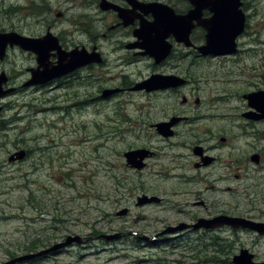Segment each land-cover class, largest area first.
Segmentation results:
<instances>
[{
    "label": "rangeland",
    "instance_id": "rangeland-1",
    "mask_svg": "<svg viewBox=\"0 0 264 264\" xmlns=\"http://www.w3.org/2000/svg\"><path fill=\"white\" fill-rule=\"evenodd\" d=\"M259 8L263 12L264 3ZM263 19L261 13L260 20L257 17L250 20L247 33L239 38L240 51L235 57H197L192 80L197 82L194 86L198 90L194 93L201 105L182 107L187 112L181 114L198 119L192 126L215 128L229 121L237 127L247 103L243 95L264 90ZM58 25L68 26L65 22ZM108 58L110 64L105 70L93 72L90 80L95 81V86L83 85L78 89L23 88L30 78L28 69L36 64L29 54L17 49L10 51L0 64V74L5 72L9 77L6 87L19 88L0 99V104L6 106L1 116L5 123L0 121V264L20 256L40 254L69 235L92 236V239L85 248L75 244L18 264H234L233 258L242 248L255 255L254 261L264 262V237L250 229L236 234L225 231L223 235L226 233L230 240L217 241L215 245L209 237L197 238L193 233L180 238L157 237L167 226L190 223L193 216L205 215V207L194 205L200 200L210 212L226 211L229 216L264 223V173L256 172V165L249 160L254 150L246 146L244 154L240 153V159L245 160V171L236 167L234 158L229 156L236 153L233 147L225 148L222 153L227 168L219 161L216 164L222 172L228 169L230 177L232 173L250 177L228 181L226 185L234 188L231 191H225V186L215 190L205 183L197 197L193 186L161 187L154 176L153 167H157L154 163L144 174L128 170L125 150L131 144H139V138L143 139L138 132L143 126L131 127L128 117H146L141 109L158 97L141 94L146 89L132 90L136 82H144V63L120 67L116 66L114 55ZM87 74L82 72V76ZM125 81L134 83L130 84L132 93L119 89ZM106 83L118 84L114 89L118 91L103 96L106 100H96L100 95L97 87ZM221 90L234 96L221 100ZM155 112H159L157 108ZM185 128L184 125L180 129ZM256 128L264 135V123ZM225 129L236 132L233 128ZM261 145L264 149V141ZM21 150L29 151V157L17 163L9 162V157ZM188 151L191 163L195 162L192 148ZM126 177L135 180L141 177L145 189L128 195L120 185ZM245 186L249 189L246 195ZM255 190L261 201L251 203L248 196ZM144 191L158 197L165 195L167 203L138 206L137 198ZM255 206L258 211L251 212ZM123 208L129 210L128 214L118 216ZM115 233L126 235L116 241L98 237ZM143 236L156 239L145 241ZM223 246L227 249L217 251Z\"/></svg>",
    "mask_w": 264,
    "mask_h": 264
},
{
    "label": "flooded vegetation",
    "instance_id": "flooded-vegetation-1",
    "mask_svg": "<svg viewBox=\"0 0 264 264\" xmlns=\"http://www.w3.org/2000/svg\"><path fill=\"white\" fill-rule=\"evenodd\" d=\"M172 1V3H166L163 2V0H56V2L53 3V0H0V34L16 33L22 37L31 39H42L52 34L54 37L58 38L64 51H85L88 54H93L98 61L82 66L47 84L26 86V83L32 78V70L38 67L37 55L30 51H24L19 46H14L8 49L6 59L10 51L16 49L25 54H29L30 58L35 62L36 67L28 69L30 78L23 84V88L39 90H44L47 87H53L54 89H78L83 85L86 87L95 86V81L90 80L94 77L93 72L95 70H105L110 64L108 57L111 55L115 56L114 62H116V66L120 67H125V65L131 63H144L146 75L143 81H146L154 75L171 77L168 78L170 85L167 87L152 92H147L146 90L141 91V94L144 96L154 99L158 97L141 109L146 117L133 119L125 115V117H128V122L131 127L143 126V128L138 129L143 139L139 138V144H131L128 146L127 150H125L124 158L127 169L137 174H144L147 170H150L152 163H154L153 165H157V167H153L154 171H156L154 176L158 178L157 180H159L161 187L175 188V186H193L197 197L200 194V187H204L205 183L206 185L209 183L211 188L215 190L225 186V191H231L234 188L226 185V183L230 180H244L246 176L232 173L230 177L228 169L222 172L220 167L216 165L219 161L224 168H227V165L223 164L222 160V153H224L225 148L233 147L236 149V151H234L236 153H231L229 156L234 158L236 167H242L244 171L246 170L245 160L244 158L240 159V153L242 155L244 154V146L251 148L254 151L251 152L249 157L250 162L256 165L255 168L257 173H264V149H262L261 145V142L264 141V135H260V131L256 128L257 124L264 123V119L255 120L246 117V115L254 112L253 108L249 106L248 101L245 99V96L252 92L243 95L247 103H244L245 106L242 109L241 119L237 127L229 121H224L221 122L223 123L221 127L217 126L214 128L213 126V128H210V126L205 125L202 129L196 128L192 126V124L198 119L181 116L183 112H187V109L182 107H188L193 103L197 106L201 105L200 99L194 93L198 90V87L194 86L197 82H193L192 80L196 75L195 61H197V57L201 56L200 58L215 59L235 57L240 51L239 38L245 36V33H247L246 29L249 26L250 20L255 17L260 20L261 13L264 16V11L261 12L259 8L264 3V0H231L233 4H240L239 10L241 15L245 17V27L242 35L237 38L238 52L235 55L225 56H202L198 51L199 47L206 44V27L198 25V21L209 20L213 17L214 14L208 7L204 6L205 4H210V1L214 2L216 0H202L200 3L203 5V8L200 13L196 12L198 7L197 0ZM148 3H160L170 7L175 17L177 15H190L189 19H191V24L194 23L195 25L190 34L191 45L188 46L185 43H180L173 35H169L166 39V42L171 45L168 55L159 62L153 57H150L143 47L142 37L139 38V36L136 35L143 25L155 21V17L148 11L147 7H145ZM62 8L66 9V11L62 10ZM61 22L67 23V28L60 27L58 24ZM187 23L189 24V21H187ZM262 43L263 42H259V44ZM57 62L58 56L56 52H52L49 58V66H55ZM1 63L2 62H0V64ZM84 71L88 72L87 76H82V72ZM176 79H183L184 83L182 85H176ZM132 83L133 82L125 81L121 85L122 88L119 89L122 90V92L132 93L131 88L132 85H134V83ZM118 87L119 85L116 83H106L103 86L97 87L98 95H100L96 100H102L103 96L106 97L110 95L108 91H112ZM5 88L9 87L5 86ZM18 90L19 88L14 87V92ZM261 90L262 89H258L257 91ZM219 93L223 95L221 100L231 99L234 96L224 90H221ZM75 94H78V92H75ZM77 96L78 101L80 98L79 95ZM0 106L2 108L0 121H4L3 119L1 120V116H3L6 106L1 104ZM156 108L159 112L154 113ZM152 109L155 110L152 111ZM163 123L170 124V128L161 132L158 125ZM184 125L186 128L181 130L180 128ZM228 127L235 129L236 132L226 130L225 128ZM165 132L168 135H165ZM249 138L250 140H248ZM246 142L247 144H245ZM191 143H193V145H191ZM233 144L236 146H233ZM189 147L192 148V153L196 157V161L193 163H191L190 152L188 151ZM138 150L145 151V153H143L145 156L143 160H128L125 156L127 152ZM214 153H217V155H213ZM29 155L30 153L28 151L23 159H14L13 162L17 163L21 160L24 161ZM254 155L259 157L258 163L253 161L252 157ZM238 170L241 171L239 168ZM246 178L250 179V177ZM125 179L127 180L124 183H120V185L125 187V191L128 195L131 196L132 192L135 190L145 189V182L141 177H138V180L129 177ZM246 190L249 189L245 186L243 191L245 192ZM244 194L246 195V192ZM144 196L150 199L156 198L158 201L146 203L142 206L167 203L165 195L158 197L157 195H149L144 191L141 197L138 196L137 205L139 199ZM248 197V200L251 199V203L261 201L256 190ZM194 205L205 207L204 211L206 214L193 216L190 223L179 222L174 226H167L166 229L157 234V237L169 236L171 238H180L184 235L191 236L190 233H193L197 235V238L209 237L211 244L215 245L217 241L228 242L230 240L226 233L223 235L225 231L234 234L239 231H248V229H236L230 226H223L215 229H195L194 225H196L199 220H211L219 216H229L230 214L226 211L217 213L210 212L207 210L208 207L202 200L195 201ZM124 211H126V213H123ZM253 211H258L256 206L253 208L251 207V212ZM128 212L129 210L127 208H123L117 214L118 216H125ZM233 216L234 215H231L230 217ZM182 225H187L188 227L175 232L167 231L168 228H177ZM117 234L126 235L124 233H115L112 235ZM98 237L105 239L102 235ZM82 238L86 239L85 243L81 244L82 248H85L87 247V242L92 239V236ZM142 239L153 242L156 238L150 239L143 236ZM112 240L116 241L118 239ZM199 244L202 245V242H199ZM206 245L208 244H205V246ZM51 247L46 249L48 250ZM31 248H34V246H31ZM224 249H227V247L223 246L221 249H217V251L222 252ZM243 249L244 248L240 249V251Z\"/></svg>",
    "mask_w": 264,
    "mask_h": 264
},
{
    "label": "water",
    "instance_id": "water-1",
    "mask_svg": "<svg viewBox=\"0 0 264 264\" xmlns=\"http://www.w3.org/2000/svg\"><path fill=\"white\" fill-rule=\"evenodd\" d=\"M202 0H197V13H200L203 5L200 3ZM206 1V0H205ZM240 5V4H239ZM239 5L233 4L231 0H216L210 1V4H205L204 7H208L214 14L209 20L198 21V25L206 27V44L199 47L198 51L202 56H221L231 55L237 52V38L242 35L245 27V17L241 15ZM148 11L155 17L153 23H148L142 26L138 30L137 36L143 39V47L146 49V53L153 57L157 62L164 59L170 52L171 45L166 42L169 35H173L174 38L186 45H191L190 34L195 27L194 23L191 24L190 15L176 16L173 10L160 3H148ZM165 9V10H164ZM194 13V12H193ZM199 15V14H196ZM244 18H243V17ZM189 21V24L187 23ZM14 46H19L24 51H30L37 55L38 67L32 70V78L26 83V86L44 85L50 81L61 78L72 71L94 63L98 61L93 54H88L85 51L74 50L66 52L62 49L57 37L49 34L42 39H31L22 37L16 33L0 34V62L4 61L8 49ZM52 52H56L58 56V62L55 66H49V58ZM171 77H162L159 75L152 76L149 80L136 84L133 90L146 89L147 91H154L167 87L169 79ZM8 82V77L5 72L0 74V98L10 94L14 89H4V85ZM183 79H176V85H182ZM114 93V91H108ZM248 100L249 106L256 111L246 115L255 120L264 119V91H258L250 93L245 96ZM0 106V113H1ZM253 114V115H252ZM161 132L170 128V124L163 123L158 125ZM165 135H168L166 132ZM144 150L127 152L125 156L133 161L138 159H144ZM26 156V151L22 150L10 157V161L14 159H23ZM253 161L258 163L259 157L254 155ZM158 201L156 198H148L146 196L139 199L138 205L142 206L146 203H152ZM123 213H126L124 211ZM223 226H231L234 228L250 229L257 231L260 235H264V223H257L254 221H248L242 218H234L230 216H219L211 220H199L195 229L206 228L215 229ZM187 225H182L177 228H168V232H175L187 228ZM122 234L107 235L104 236L107 240L118 239L122 237ZM86 239L80 236H68L64 242L57 243L49 250L43 251L40 254H30L17 257L4 264H16L29 259H33L37 256L47 254L49 252L65 249L73 244H83ZM234 264H264V262H255L254 255L247 249L240 251L238 255L233 258Z\"/></svg>",
    "mask_w": 264,
    "mask_h": 264
},
{
    "label": "bare ground",
    "instance_id": "bare-ground-1",
    "mask_svg": "<svg viewBox=\"0 0 264 264\" xmlns=\"http://www.w3.org/2000/svg\"><path fill=\"white\" fill-rule=\"evenodd\" d=\"M90 82V81H89ZM4 122V121H3ZM5 123V122H4ZM167 166V165H166ZM178 172V171H177Z\"/></svg>",
    "mask_w": 264,
    "mask_h": 264
}]
</instances>
